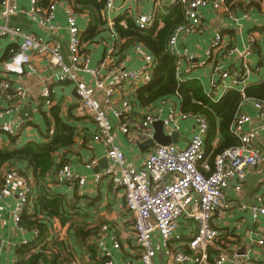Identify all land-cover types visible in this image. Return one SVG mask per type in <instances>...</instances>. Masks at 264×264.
<instances>
[{
  "label": "built area",
  "instance_id": "obj_1",
  "mask_svg": "<svg viewBox=\"0 0 264 264\" xmlns=\"http://www.w3.org/2000/svg\"><path fill=\"white\" fill-rule=\"evenodd\" d=\"M133 1L141 3L142 0ZM228 1L169 2L170 7L175 5L183 7L186 20L184 25L173 30L167 42V53L174 59L176 66L175 78L179 84H183L194 67L213 63V70L218 72V78L209 83L205 96L214 101H218L231 91L243 94L249 77L259 72L258 68H252L246 63V58L252 54L254 39L250 38L242 50L233 47L227 51L223 50V32L215 30L204 51L202 61L197 64H194L195 54L180 40L183 36H199L205 32L201 12L206 9L211 12L224 9L228 18L236 25L246 19L247 14L244 12L237 17L239 10ZM38 3L39 0H29L26 15L31 22L47 29L48 32L57 30L58 27L53 22L55 13L59 6H64L68 60L64 58L59 43L35 37L20 27L9 25V19L20 13L17 0H0V39L9 38L15 42V47L9 49L11 59L3 65V69L0 68V100L12 102L10 108L0 112V121L18 110L14 105L15 101L22 102L26 98L25 89L23 87L13 89L7 74H21L24 68L34 74L37 70L32 57L46 58L55 71L56 80L72 85L79 111L89 117L95 126L92 139L105 149L106 158L112 167L94 174L92 180L96 185L106 182L114 190H122L140 263L154 264L156 256L154 239L158 237L164 248L177 241L176 247L179 250L174 253L166 252L172 263L233 264L234 258L224 251L217 253L209 261L208 250L220 236L212 220L215 210L229 208L228 192L239 195L247 185V173L259 170L264 164V151L255 139V130L246 129L251 117L242 110L240 104L229 127L230 134L239 141V145L216 155L210 165L204 149L208 123L202 115L180 111L177 95L176 101L162 99L157 106L142 115L138 114L136 103L131 99L118 96L125 88L134 93L138 88L147 86L151 81L156 61L142 44L136 43L130 46L142 62L137 70L126 69L120 62L115 63L114 58L119 53L118 36L113 30V13L117 11L116 0H105L102 10V17L106 18L108 26L109 41L105 47L103 61L97 68L90 65V56L81 42V31L73 3L51 0L42 12L38 11ZM161 8L159 0H151L148 9L138 11L132 18L135 28L139 31L153 28L157 12ZM233 54L239 56L241 64L233 68L223 67L219 59ZM82 74L93 78L92 86L80 80ZM42 96L46 98L48 91L45 90ZM251 105L263 119L261 134L264 138V102L251 100ZM158 122L161 123L165 136L180 133L183 124L192 123L194 126L187 139L179 136V145L155 144L148 150L147 156L138 168L129 167L122 149L116 143V129L127 137L128 142L143 144L153 140L154 125ZM24 126L23 122L10 119L0 124V132L15 137L22 132ZM52 133L49 132V136ZM85 181L84 177H79L65 164L55 172L52 183L53 186L74 188L77 198H81L84 194ZM34 183L32 176H23L15 170H10L4 174L0 186L2 201L10 195L12 187L17 184L18 195L11 211L12 221L17 229L24 234H30L31 238L38 236L39 230L27 231L19 223L23 212L25 210L30 212L28 208L35 194ZM239 209L250 212L255 221L264 215L262 203L253 206L240 204ZM180 224L190 227L191 232L186 236L178 235ZM105 230L107 227H102V231ZM253 242L254 245L264 248V232L255 234ZM27 243L24 242L23 245ZM112 247L117 249L118 244L114 243ZM96 248L97 258L101 264H114L111 253L102 243L98 242Z\"/></svg>",
  "mask_w": 264,
  "mask_h": 264
},
{
  "label": "crops",
  "instance_id": "obj_2",
  "mask_svg": "<svg viewBox=\"0 0 264 264\" xmlns=\"http://www.w3.org/2000/svg\"><path fill=\"white\" fill-rule=\"evenodd\" d=\"M159 1L162 8L157 12L156 21L153 26L156 29L163 27L165 18L170 14L169 10L173 8L169 6L171 0ZM228 2L239 10V13L236 15L237 17L241 16L244 12L247 14L246 19L241 20L236 25L228 18L224 9L219 12H211L206 9L201 12L205 32L199 36H183L180 41L195 54L196 59L194 64H197L202 61L204 51L208 47L212 37L211 35L215 30H221L223 32V50L227 51L233 47L242 50L247 45L249 39L253 38L255 41L253 51L246 58V63L252 68H258L259 72L249 77L245 84L247 88L261 85L264 83V0H229ZM150 3L151 0H142L141 3H136L133 0H116L117 11L113 13V17L115 19L120 15H125L124 18H133L138 11L148 9ZM17 5L20 13L9 19V25L20 27L35 37H41L48 41L59 43L64 58L68 60V34L66 31L64 6H59L55 13L53 22L57 25V30L48 32L47 29L31 22L26 15L29 9V0H17ZM46 8L41 9L38 5L39 12H42ZM77 18V24L82 33L86 27L88 16L85 14L77 15ZM124 22L121 21L123 25ZM104 30L102 34L105 35L103 38L105 41L100 39L93 44L83 43L84 49L90 56V65L92 67H99L104 58L105 47L109 41L107 25ZM12 47H15L13 40L9 38L0 39L1 69L11 59L9 49ZM121 52L122 54L115 56V63L120 62L124 64L126 69L131 70H137L140 67L142 63L141 59L136 57L131 46ZM32 59L36 66V73L31 74L24 68L21 74H7L13 89L17 87H23L25 89L26 98L22 102L13 101L15 103L14 105L18 107V110L6 116L0 121V124L10 119H16L23 122L25 126L22 132L17 135L14 146L9 144V138L6 135L0 133V148L20 149L28 143L34 142L42 144L46 142L47 137L50 135L49 132L54 130V119L51 115V110L59 107L60 120L72 129L73 143L66 149L55 151L52 159L55 165H69L73 172L78 174L79 177H84L86 181L83 186L84 194L81 198H77L74 188L53 186V183L48 186V194L61 196L69 204L72 203V209L68 213L71 216V220L80 226H86V230L94 232L92 236L90 235L87 243L94 247L95 258H97L96 244L99 242L111 253V260L114 264H141L139 261V251L135 246L131 232V223L125 210L122 190H114L106 182H101L96 185L92 180L94 174H98L112 167V164L106 158L105 149L92 139L95 133L93 122L89 117L79 111L72 85L69 83H60L56 80L55 71L52 69L48 60L46 58L39 59L35 56ZM219 61L225 68L238 67L241 64L239 56L234 54L222 57ZM213 68V63L203 67H194L186 77L187 81L185 83L192 81L199 82L205 94V91L209 89V83L218 78V72L214 71ZM80 80L89 86H92L94 83L92 77L83 74L80 75ZM45 90L48 91L46 98L42 96ZM138 90L130 93V90L125 88L118 96L120 98H129L133 103H136V111L139 115L153 109L162 99L176 101V94H173L159 98L148 105H142L137 100ZM178 99L177 96V104L180 110ZM251 100H244L241 103V108L251 117V121L255 120L259 122L262 118L252 108ZM11 106L12 102L0 100V112ZM23 108H28L31 111L28 114L23 113L21 115L20 113ZM184 113L195 114L192 112ZM193 126L192 123L183 124L179 135L187 139L188 135L192 133ZM216 126H218V121ZM261 126L252 129L249 123L246 125V129L255 130V139L264 151V138L261 134ZM115 136L116 143L124 153L127 165L138 168L147 156L148 150L140 149V145L142 144L128 142L127 137L117 129ZM218 141L219 134L216 132L212 142L213 146H216ZM207 161H209L208 158ZM86 166H89V168H86ZM263 167L264 164L259 170H254L255 174L261 172ZM10 170L32 176L31 168L27 165L19 163L6 164L0 173L1 183L4 174ZM246 190L247 185L239 195L229 191V208L215 210L212 220L218 228L220 236L212 246L215 249L212 258L217 253L224 251L230 253L229 256L234 258L233 264H246L247 262L258 264L264 261V248L254 245L253 242L255 234L264 232V215L259 216L257 221H255L250 212L239 209L240 204L244 206L258 205L259 203L264 204V177L263 181L258 183V188L249 197L245 195ZM36 194H34V197ZM17 195L18 186L16 184L15 187H12L10 195L0 201V264H18L17 249L24 242H29L31 239L30 234L22 233L14 226L12 221L11 211L16 202ZM258 200L261 201L259 202ZM30 211L33 212L32 205ZM49 221L57 234L56 236L68 242L70 246L69 251L72 255L71 264H93L90 252L87 251L85 245L81 246L76 241L73 232L68 230V224L62 226L60 221L53 217L49 218ZM105 226L107 230L102 231V227ZM190 232L191 228L182 224L179 225L177 230V234L180 236H186ZM114 243L118 244L117 249L112 247ZM176 243L177 241H173L167 248H164L158 237H155L154 245L156 256L154 264H175L172 263V260L166 252H177L179 249L176 247Z\"/></svg>",
  "mask_w": 264,
  "mask_h": 264
},
{
  "label": "trees",
  "instance_id": "obj_3",
  "mask_svg": "<svg viewBox=\"0 0 264 264\" xmlns=\"http://www.w3.org/2000/svg\"><path fill=\"white\" fill-rule=\"evenodd\" d=\"M51 0H39V7L46 8ZM71 2L77 15L88 16L87 24L81 33V42L93 44L103 39L105 35L106 21L101 13L105 6V0H59ZM165 18L163 27L160 29L151 28L139 31L135 28L132 18L120 15L114 19L113 30L118 36L119 55L122 50L132 44H142L156 61V67L151 75V81L144 88H138L137 100L142 105L169 95L176 94L179 100V107L182 112H192L202 115L208 123V131L204 140L205 155L208 163L212 165L213 159L226 149L239 145V141L232 137L229 127L239 105L244 99H252L264 102V83L258 86H250L241 94L231 91L218 101L210 100L203 93L202 85L197 81L179 84L175 78V62L167 53V42L173 30L186 23L184 9L175 5ZM123 19V20H122ZM121 21H125L124 25ZM16 51V50H15ZM11 56V54H9ZM122 58V57H121ZM59 107L51 110L54 119V130L52 135L47 137L42 144L28 143L23 148H0V173L6 164L19 163L31 168L34 180L35 197L31 199L33 212L25 210L21 215L19 225L27 231L37 229L39 235L31 238L26 245L17 249L18 264H71L72 255L69 251V244L66 240L59 239L49 218H57L61 225L68 224V230L72 231L76 241L82 246L85 245L90 252L93 264H101L95 258L94 247L88 244L87 240L94 232L86 230V226H80L71 220L68 214L72 209V203H68L61 196L48 194L49 184H52L55 172L61 165H55L52 157L55 151L66 149L73 143L72 129L65 125L59 116ZM218 121V126L216 123ZM216 132L219 134V141L213 146V139ZM3 134L2 132H0ZM5 135V134H4ZM9 144L15 145L16 137H10ZM26 176V173H19ZM0 184H2L0 182ZM221 240V239H220ZM221 242V241H220ZM215 253L214 248L208 250V260L211 261ZM264 264V261L262 263Z\"/></svg>",
  "mask_w": 264,
  "mask_h": 264
},
{
  "label": "water",
  "instance_id": "obj_4",
  "mask_svg": "<svg viewBox=\"0 0 264 264\" xmlns=\"http://www.w3.org/2000/svg\"><path fill=\"white\" fill-rule=\"evenodd\" d=\"M31 110L28 108H23L21 115L23 113H29ZM25 120V118H24ZM263 124V119L259 122L252 120L250 122V127L252 129L257 128L258 126ZM154 136L152 141H148L140 145V149L149 150L151 149L155 144L160 146H167L170 144H177L179 139V133L172 134L171 136H165L163 133V127L160 122L156 123L154 125ZM264 177V167L262 168L261 172L258 174H255L254 170H251L246 175V183H247V190L245 192L246 197H249L255 190L258 188V183H261L263 181Z\"/></svg>",
  "mask_w": 264,
  "mask_h": 264
}]
</instances>
